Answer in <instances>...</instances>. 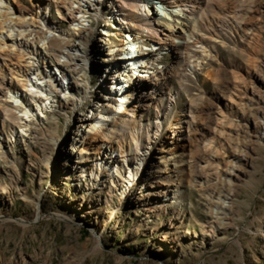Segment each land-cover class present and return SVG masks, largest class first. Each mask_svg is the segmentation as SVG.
<instances>
[{"label":"bare ground","instance_id":"6f19581e","mask_svg":"<svg viewBox=\"0 0 264 264\" xmlns=\"http://www.w3.org/2000/svg\"><path fill=\"white\" fill-rule=\"evenodd\" d=\"M234 3L232 9V0H0L1 166L11 170L31 131L60 114L71 125L63 145L73 169L68 177L90 189L88 221L98 214L96 201L105 207L121 192L115 211L133 202L148 217L174 213L177 227L187 185L213 198L212 224L232 218L241 167L253 144L264 141V114L256 107L264 104V0ZM233 37L250 68L231 70L232 92L211 103L223 114L218 128L198 127L207 124L202 98L175 108L178 87H200L202 71L223 63L217 47ZM227 124L236 128L231 140L238 139L231 150L226 139L209 138L224 136ZM197 130L202 137L191 160L177 161L162 148L150 157L164 138L187 148L184 141ZM55 142L58 148L64 139ZM213 166L225 176L221 186L209 185ZM94 234L101 250L105 232Z\"/></svg>","mask_w":264,"mask_h":264},{"label":"rangeland","instance_id":"374dc122","mask_svg":"<svg viewBox=\"0 0 264 264\" xmlns=\"http://www.w3.org/2000/svg\"><path fill=\"white\" fill-rule=\"evenodd\" d=\"M235 1L232 0V9L236 7ZM223 40L226 46L217 47L223 63L219 60L202 71L200 87L189 82L178 87L182 95L175 108L202 98L199 105L205 111L207 124L204 119L198 127L218 128L216 120L223 114L218 115L217 108L212 111L211 103L218 102L221 93L228 96L232 92L228 85L232 81L231 70L245 73L250 68L245 56L234 49L237 38ZM210 43L212 47L213 42ZM246 96L239 101L247 100ZM256 107L263 115L264 104ZM69 126L64 115L53 114L46 124L31 131L25 147L17 148L11 170L6 171L0 159V188L4 191L0 195V264H162L160 258L166 264H264V141L253 144L248 161L241 167L232 218L212 224L213 210H218L210 205L213 198L207 190L204 194L201 186L187 185L184 218L178 221V228L171 225L175 217L171 212L162 213L159 218L153 214L148 217L147 210L133 202L115 211L121 192L105 207L96 201L94 209L98 214L90 222L86 213L90 210V189L78 187L75 175L68 177L73 169L67 166L63 145L71 135ZM235 131L227 124L224 136L209 138L226 139L223 141L229 142L231 150L238 139L233 141L229 135ZM59 137L64 142L57 148L55 141ZM201 137L200 130L191 133L184 141L189 144L185 149L167 144L164 138L150 157H157L162 148L168 157L176 153L177 161L191 160ZM217 171L215 166L208 171L209 185L223 184L225 176L220 178ZM96 231L105 232V246L101 250L96 249ZM165 235L169 242H163ZM163 244L167 247L161 251Z\"/></svg>","mask_w":264,"mask_h":264}]
</instances>
